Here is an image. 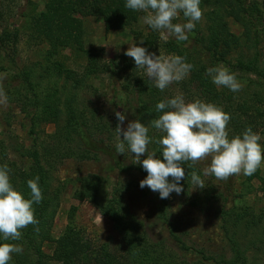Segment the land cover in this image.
<instances>
[{
	"label": "rangeland",
	"instance_id": "obj_1",
	"mask_svg": "<svg viewBox=\"0 0 264 264\" xmlns=\"http://www.w3.org/2000/svg\"><path fill=\"white\" fill-rule=\"evenodd\" d=\"M44 2L0 0V34L17 32L18 37L14 52L0 49V91L6 97V102L0 103V142L8 159L15 163H20V155L35 141L39 149L58 141L69 154L77 155L81 149L86 151L87 159L79 160L71 155L56 161L47 192L49 203L56 205L46 227L49 239L54 241L64 233L70 214L72 224L91 248L104 244L112 249L118 247L121 235L114 224L102 216L92 202L74 199L80 180L91 178L98 187L100 204L115 200L126 220L138 222V233L143 232L150 242L160 244L166 255L178 264L230 261L233 254L225 229L235 234L243 250L248 248L247 252L244 250L246 264H264V164L251 176L238 174L221 180L203 174L211 162L209 156L193 163L195 171L192 173L201 177L202 188L194 186L189 175L190 178L180 182L181 194L173 192L169 198L161 199L148 187L139 186L146 176L138 171L141 165L136 163L135 154L131 155L126 149L121 155L115 150V129L119 123L115 112L126 116L120 125L122 129H126L129 122L139 120L149 127V136L153 137L151 121L140 120L143 105L180 93L186 103L200 100L199 96L189 97L193 87L183 85L188 82L193 68L202 72L200 66L205 70L217 66L229 69L241 84L240 90L232 92L216 87L234 93L236 98L246 99L254 94V106L264 109V98L259 102L255 99L258 93L264 97V87L259 90L253 84L257 79L235 66L238 61L246 63L261 57L260 68L264 69V0H201L202 17L186 41L162 38L159 32L143 23L145 13L139 11L137 21L130 27L115 26L110 31H105L101 17H87L84 19V49L93 51V57L103 69L94 75H86L88 59L83 53L67 48L55 56L47 55L48 44L37 37L31 22L43 11ZM184 22L182 14L173 21ZM141 40L143 44L139 43ZM133 44L147 48L156 56L183 57L193 66L192 70L183 80L161 92L144 70L136 68L133 59L124 55ZM208 48L215 50L224 61L209 65ZM110 62L121 64L113 78L107 68ZM139 83L159 92V97L154 99L150 91L138 94ZM67 109H72L77 119H84L85 126L81 130L93 131L94 139L89 141L86 134L79 136L73 132ZM260 136L264 146V136ZM148 150L160 156L152 143ZM145 158L142 156L141 160ZM29 161L27 158L28 165ZM195 200L199 201L196 205ZM170 232L185 249L177 248ZM51 241L41 245L47 256L54 249ZM45 261L43 264H59Z\"/></svg>",
	"mask_w": 264,
	"mask_h": 264
},
{
	"label": "trees",
	"instance_id": "obj_2",
	"mask_svg": "<svg viewBox=\"0 0 264 264\" xmlns=\"http://www.w3.org/2000/svg\"><path fill=\"white\" fill-rule=\"evenodd\" d=\"M243 11L247 10L242 7ZM101 17L104 24L105 31H110L113 27L121 28L130 27L138 19V11H133L125 7V0H45L43 11L32 19L34 31L37 37L44 39L48 44L47 55L49 57L55 56L62 49H73L77 52L85 54L87 66L85 68L86 75H94L103 69L100 68L99 61L93 57V51L84 49V19L87 17ZM13 39L10 43V39ZM17 32H3L0 34V49L14 50V45L17 42ZM258 47V44H257ZM209 54L208 64L214 65L217 62H223L224 59L216 54V51L208 48L206 50ZM14 52V51H13ZM260 58L255 57L249 62L238 61L235 65L246 74L253 75L257 81L253 84L260 90L264 87V69L260 68ZM228 63V62H227ZM229 66L230 63H228ZM121 64L113 65V62L108 64V72L110 78H113L115 71L120 68ZM202 72L196 71L190 74L188 82L183 85H190L193 87V92L188 91L189 97L199 96V99L206 103H211L223 109V111L230 115V120L227 125L229 137L239 135L248 127H251L253 132L264 136V109H259L254 106V94L236 98L234 93H228L224 90L218 89L211 83L210 77L206 75V70L203 66ZM136 92L150 91L153 98L159 97V92H154L149 89L147 85L139 83ZM134 89V87H133ZM135 90V89H134ZM115 91V90H114ZM235 97V98H234ZM259 97V98H258ZM264 97L255 95V99L259 102ZM240 99V101H237ZM160 102L159 99L151 100L149 103L143 105L140 120L152 121L160 115L155 111V105ZM262 104V102H260ZM69 111V122L73 123V132L82 135L86 134V139H94V132L87 128V131H82L81 128L85 126L81 117L77 119L75 112L72 109ZM163 133H158L154 129L153 140L159 139ZM57 143V144H56ZM53 142L51 146L42 145L39 149L38 142L24 151L20 155V163H15L8 159V154L5 152L2 143L0 142V165H7L9 169L10 182L14 189L22 193L24 198H30V189L27 187V181L39 177L38 186L42 192V200L39 204H34V217L39 221L38 225H28L22 229V236L18 241H0V243H12L22 246L23 252L20 254H13L9 264H43L46 260H52L59 264H178L174 259L172 260L166 255L164 248L158 243L150 242L145 236V233H138V222L130 219H125V214L122 209L117 206L116 201L103 204L97 201L98 187L91 178H84L80 180V187L74 192V199L78 201L92 202L99 210V213L107 217L118 229L121 239L118 247L113 249L104 244L99 248H91V244L84 241L72 224V215L69 214V224L64 233L54 241L48 237L47 224L54 216L55 204L49 203L47 192L51 180L52 172L55 170L56 161L68 158L72 155L75 159H87L86 151L80 150L77 155L67 153L61 147L62 144ZM152 148L160 155L159 145L152 143ZM77 156V157H76ZM27 158H30V164L27 163ZM25 159L24 161H22ZM185 168L184 179L190 178L189 175L195 171L191 161L183 164ZM138 171L147 176V173L138 167ZM169 179H172L169 177ZM184 179L182 181H184ZM197 202H194L196 205ZM164 205H161V207ZM38 229V231L36 230ZM227 240L230 243L233 258L224 264H246V257L244 254L248 248L240 245L236 240L235 234L225 229ZM171 240L177 248L185 249L182 242L170 232ZM51 241L54 243V249L50 256L45 255L41 250L43 242ZM46 262V261H45Z\"/></svg>",
	"mask_w": 264,
	"mask_h": 264
},
{
	"label": "clouds",
	"instance_id": "obj_3",
	"mask_svg": "<svg viewBox=\"0 0 264 264\" xmlns=\"http://www.w3.org/2000/svg\"><path fill=\"white\" fill-rule=\"evenodd\" d=\"M200 3L201 0H125V7L145 13L143 23L159 32L162 38L186 41L195 23L202 17ZM181 14L186 22L173 23ZM139 43L143 44V41ZM124 55L132 58L136 68L144 70L149 81L161 92L174 82L183 80L193 67L183 57L156 56L136 44L129 46ZM206 75L218 88H227L232 92L241 88L235 74L223 66L208 68ZM4 102L6 97L0 91V103ZM155 111L160 115L150 122V126L163 133L155 141L149 136V127L139 120L129 122L126 129H122L120 125L126 116L115 112L119 122L115 129V150L121 155L126 149L131 155L135 154L136 163L147 173L139 186L142 189L148 187L161 199L169 198L173 192L179 195L183 191L180 182L185 177V162L196 163L210 156L211 162L203 174L221 180L238 174L251 176L264 164L260 134L248 127L243 133L230 138L227 130L230 115L214 104L201 100L186 103L180 93L158 102ZM153 142L159 145L160 156L148 150V145ZM142 156L146 158L141 160ZM38 181L39 177L27 181L30 198L26 199L11 184L7 165H0V241H18L22 229L30 224L38 225L33 208L42 200ZM191 182L194 186L203 187V180L195 172L191 174ZM22 252L23 248L18 244L0 243V264H9L13 254Z\"/></svg>",
	"mask_w": 264,
	"mask_h": 264
}]
</instances>
